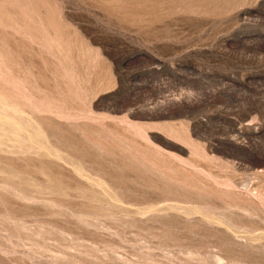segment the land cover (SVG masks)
<instances>
[{"label":"rangeland","instance_id":"rangeland-1","mask_svg":"<svg viewBox=\"0 0 264 264\" xmlns=\"http://www.w3.org/2000/svg\"><path fill=\"white\" fill-rule=\"evenodd\" d=\"M213 1L0 0V264H264V0Z\"/></svg>","mask_w":264,"mask_h":264},{"label":"bare ground","instance_id":"bare-ground-1","mask_svg":"<svg viewBox=\"0 0 264 264\" xmlns=\"http://www.w3.org/2000/svg\"><path fill=\"white\" fill-rule=\"evenodd\" d=\"M212 1H213V0H212ZM221 1H222V0H221ZM237 1H238V0H237ZM243 1H244V0H243ZM88 2H89V1H88ZM213 2H214V1H213ZM234 2H236V1L234 0ZM234 2H233V3H234ZM211 3H212V2H211ZM217 3H218V2H217ZM236 3H237V2H236ZM146 4H147V3H146ZM155 4H156V3H155ZM159 4H160V3H159ZM185 4H186V3H185ZM187 4H188V3H187ZM192 5H193V4H192ZM206 5H207V4H206ZM236 5H237V4H236ZM102 6H103V5H102ZM193 6H194V5H193ZM166 7H167V6H166ZM166 7H165V8H166ZM189 7H190V5H189ZM108 9H109V7H108ZM110 9H111V8H110ZM108 11H109V10H108ZM191 12H192V11H191ZM181 13H182V12H181ZM188 13H189V12H188ZM193 13H194V12H193ZM109 16H110V15H109Z\"/></svg>","mask_w":264,"mask_h":264}]
</instances>
